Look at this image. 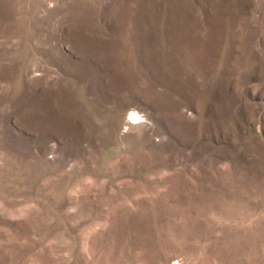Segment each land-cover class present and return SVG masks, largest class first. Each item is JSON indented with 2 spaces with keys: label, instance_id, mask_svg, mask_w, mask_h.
Returning <instances> with one entry per match:
<instances>
[{
  "label": "rangeland",
  "instance_id": "1",
  "mask_svg": "<svg viewBox=\"0 0 264 264\" xmlns=\"http://www.w3.org/2000/svg\"><path fill=\"white\" fill-rule=\"evenodd\" d=\"M0 264H264V0H0Z\"/></svg>",
  "mask_w": 264,
  "mask_h": 264
}]
</instances>
